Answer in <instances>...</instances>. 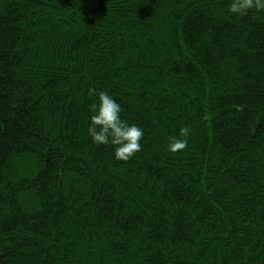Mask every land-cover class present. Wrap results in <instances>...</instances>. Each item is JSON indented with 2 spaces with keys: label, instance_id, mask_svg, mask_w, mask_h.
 Masks as SVG:
<instances>
[{
  "label": "trees",
  "instance_id": "obj_1",
  "mask_svg": "<svg viewBox=\"0 0 264 264\" xmlns=\"http://www.w3.org/2000/svg\"><path fill=\"white\" fill-rule=\"evenodd\" d=\"M230 3L0 0V264H264V12Z\"/></svg>",
  "mask_w": 264,
  "mask_h": 264
},
{
  "label": "clouds",
  "instance_id": "obj_2",
  "mask_svg": "<svg viewBox=\"0 0 264 264\" xmlns=\"http://www.w3.org/2000/svg\"><path fill=\"white\" fill-rule=\"evenodd\" d=\"M250 10L264 12V0H231L227 12L244 15ZM88 95H95L98 101L93 106L94 114L90 116L87 127V133L91 140L97 145L115 146L113 155L117 160L127 161L140 152L144 130L137 124L127 123L122 119L121 106L117 99L103 90L92 89ZM181 135H188L187 128L181 129ZM186 147V139L173 138L169 150L176 152Z\"/></svg>",
  "mask_w": 264,
  "mask_h": 264
}]
</instances>
